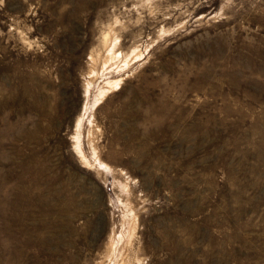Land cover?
<instances>
[{
	"label": "rangeland",
	"instance_id": "1",
	"mask_svg": "<svg viewBox=\"0 0 264 264\" xmlns=\"http://www.w3.org/2000/svg\"><path fill=\"white\" fill-rule=\"evenodd\" d=\"M0 264H264V0H0Z\"/></svg>",
	"mask_w": 264,
	"mask_h": 264
},
{
	"label": "bare ground",
	"instance_id": "2",
	"mask_svg": "<svg viewBox=\"0 0 264 264\" xmlns=\"http://www.w3.org/2000/svg\"><path fill=\"white\" fill-rule=\"evenodd\" d=\"M110 57H112V53L110 54ZM110 57H109V58H110ZM105 83H106V82H105ZM107 84H108V85H112V84H115V82H114V81H107ZM104 88H105V86L100 88V94L103 92V89H104ZM106 89H107V88H106ZM102 94H103V93H102ZM102 94H101V95H102ZM99 96H100V95H99ZM97 101H98V100H97Z\"/></svg>",
	"mask_w": 264,
	"mask_h": 264
}]
</instances>
